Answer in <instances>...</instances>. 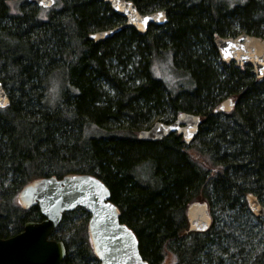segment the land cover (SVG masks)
Instances as JSON below:
<instances>
[{"label":"trees","instance_id":"1","mask_svg":"<svg viewBox=\"0 0 264 264\" xmlns=\"http://www.w3.org/2000/svg\"><path fill=\"white\" fill-rule=\"evenodd\" d=\"M126 1L140 14L164 10L166 24L93 43L90 33L125 22L108 4L55 0L45 13L27 0H0V82L9 98L0 107V238L43 220L37 206L18 204L24 185L89 174L109 190L148 264H264V218H252L245 200L252 193L264 206V77L223 63L213 44L241 33L264 39V0ZM226 98L234 109L213 114ZM181 112L201 118L190 143L178 134L137 138ZM195 202L212 216L202 233L188 229ZM220 215L239 222L235 231L256 248L232 250L229 234L215 229ZM88 218L83 208L62 214L50 236L64 244L60 264H99Z\"/></svg>","mask_w":264,"mask_h":264},{"label":"water","instance_id":"2","mask_svg":"<svg viewBox=\"0 0 264 264\" xmlns=\"http://www.w3.org/2000/svg\"><path fill=\"white\" fill-rule=\"evenodd\" d=\"M95 1L108 4L125 22L112 29L90 33L88 39L93 43H101L126 28L144 35L150 26H163L167 22L164 10L140 14L131 1ZM27 2L43 8L53 5V0ZM213 44L223 63H234L239 68L249 66L256 79L264 77V39L241 33L233 38L216 36ZM8 104V95L0 82V105L5 107ZM235 106L232 98H226L212 113H229ZM200 123V115L181 112L173 122L165 124L158 121L148 129L139 131L137 138L156 142L171 134H178L188 144L196 136ZM16 198L24 210L37 206L43 220L26 222L20 233L0 238V264H60L66 255L65 247L61 241L52 240L50 236L62 214L76 208H83L89 214L87 231L99 264H148L139 253L136 236L119 221L120 213L110 201L109 190L98 178L89 174H67L60 179L39 178L24 185ZM245 200L254 218H264V206L254 194H247ZM186 219L191 232H205L212 224L206 203L190 204L186 209Z\"/></svg>","mask_w":264,"mask_h":264},{"label":"rangeland","instance_id":"3","mask_svg":"<svg viewBox=\"0 0 264 264\" xmlns=\"http://www.w3.org/2000/svg\"><path fill=\"white\" fill-rule=\"evenodd\" d=\"M55 0H53L54 3ZM51 7H39V10H41L42 12L48 11V9ZM157 74L161 75V73H159L158 71H156ZM170 81L172 80V78H170ZM54 82H50L51 85H48L50 88L54 86L53 84ZM250 216L252 218H254L251 214ZM243 219V217H242ZM244 220L246 221V225L250 226L249 229L251 230L252 234H255L256 231V223L255 221H252L249 218H245ZM83 223V217H78L75 220V225H79ZM240 223H234V221L229 218V216L227 215H220V217L218 216V219L216 221V225H215V229H223L224 232L228 235L230 238H227V244L228 246L231 247V249H244L246 252H250L252 251L254 248H256V245H254V243L257 241L254 238H248V236L245 234L244 236L239 235L236 231H235V227L237 228V225H239ZM223 226V228H222ZM62 237V236H61ZM254 248H252V245ZM64 245V244H63ZM244 253V252H243Z\"/></svg>","mask_w":264,"mask_h":264},{"label":"snow or ice","instance_id":"4","mask_svg":"<svg viewBox=\"0 0 264 264\" xmlns=\"http://www.w3.org/2000/svg\"><path fill=\"white\" fill-rule=\"evenodd\" d=\"M162 15V14H161ZM148 18L146 17L145 20H147ZM0 107H3V105H0Z\"/></svg>","mask_w":264,"mask_h":264},{"label":"flooded vegetation","instance_id":"5","mask_svg":"<svg viewBox=\"0 0 264 264\" xmlns=\"http://www.w3.org/2000/svg\"><path fill=\"white\" fill-rule=\"evenodd\" d=\"M125 20V19H124Z\"/></svg>","mask_w":264,"mask_h":264}]
</instances>
